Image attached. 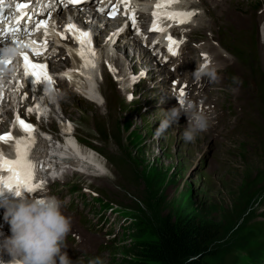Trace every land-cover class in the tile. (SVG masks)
<instances>
[{"label": "rangeland", "instance_id": "obj_1", "mask_svg": "<svg viewBox=\"0 0 264 264\" xmlns=\"http://www.w3.org/2000/svg\"><path fill=\"white\" fill-rule=\"evenodd\" d=\"M200 1L202 12L191 39L208 43L222 39L220 46L233 57L228 55L225 64H217L219 79L207 83L204 97L208 103L212 99V127L201 133L196 143L182 139L187 126L183 118L156 134L161 113L172 108L162 95L168 84L164 81L135 92L141 105L148 104L143 112L125 106L120 99H124L123 93L107 78L100 88L104 106L82 104L81 96L73 94L64 102L65 108L61 107L67 117L79 123L81 135L104 144L99 149L108 161L103 162L106 177L67 176L69 184L79 188V204L63 212L71 218L70 233L77 232L81 241L61 251L72 262L74 251L85 252L76 255L73 264H88L95 257L105 264H134L132 247L137 242L156 241L153 222L169 216L174 219L182 211H193L223 226L224 241L218 243L221 250L205 258L209 264L224 262L226 251L234 247L247 249L252 239L264 232V42L260 35L264 0ZM187 48L180 68L162 67L161 75L169 80L183 73L193 80L200 49L191 43ZM120 51L118 59L123 65L128 52ZM85 185L103 200L117 202L130 217L129 241L119 251L112 243H103L101 251L98 248L99 238L91 234L90 221L83 217H89L90 211L80 204L83 198L92 197L83 191ZM54 192L61 198L68 194L62 186H56ZM100 198L94 202L100 203ZM87 206L98 213L92 203ZM101 253L110 254V258ZM235 258V264H243L240 255Z\"/></svg>", "mask_w": 264, "mask_h": 264}, {"label": "clouds", "instance_id": "obj_2", "mask_svg": "<svg viewBox=\"0 0 264 264\" xmlns=\"http://www.w3.org/2000/svg\"><path fill=\"white\" fill-rule=\"evenodd\" d=\"M192 75L197 82L205 77L209 82L219 79L218 69L211 63H201ZM181 116L187 118V126L182 133L186 143H194L212 126V116L208 112L190 99H182L177 106L163 112L156 134L179 124ZM0 207L4 209V219L10 225V235L0 233V251L10 255L13 261L18 259L19 264H73L61 251L72 222L62 210L64 203L56 196L9 200L0 203ZM88 264H105V261L95 257Z\"/></svg>", "mask_w": 264, "mask_h": 264}, {"label": "trees", "instance_id": "obj_3", "mask_svg": "<svg viewBox=\"0 0 264 264\" xmlns=\"http://www.w3.org/2000/svg\"><path fill=\"white\" fill-rule=\"evenodd\" d=\"M153 223L151 229L156 241L142 245L137 242L132 247L134 264H209L205 258L216 255L221 250L218 243L224 241L222 225L203 219L193 211H182L174 219L169 216ZM234 248L226 251L228 255L221 264H235L237 255L243 264H261L264 234L252 239L247 249ZM243 250L245 255L241 253Z\"/></svg>", "mask_w": 264, "mask_h": 264}, {"label": "snow or ice", "instance_id": "obj_4", "mask_svg": "<svg viewBox=\"0 0 264 264\" xmlns=\"http://www.w3.org/2000/svg\"><path fill=\"white\" fill-rule=\"evenodd\" d=\"M171 2V0H169ZM159 7V4L157 5ZM155 16L156 13H153ZM191 15V14H186ZM155 28V23L153 25ZM81 43L90 46L91 41L88 38L87 33H81ZM171 39V38H169ZM177 47L176 42L172 41L169 45V52L175 55L174 48ZM83 56V53H81ZM27 60V57H25ZM26 64V68H27ZM33 68L41 67L39 65H32ZM35 74V73H34ZM185 92L182 90L179 94L178 101L182 100ZM131 98V97H130ZM19 125L26 133L31 132V126L25 123L23 120L19 121ZM12 140L11 136L5 135L0 136V143H7ZM31 137L29 136L28 141H20L14 146V158H6L3 151H0V172H5L6 175H0V184L4 188L9 190L15 189L17 196H21L22 193H33L36 188L39 187L38 182L33 183V167L34 165L28 158V152L31 145Z\"/></svg>", "mask_w": 264, "mask_h": 264}, {"label": "bare ground", "instance_id": "obj_5", "mask_svg": "<svg viewBox=\"0 0 264 264\" xmlns=\"http://www.w3.org/2000/svg\"><path fill=\"white\" fill-rule=\"evenodd\" d=\"M260 35H261V40L264 42V22L261 24L260 26ZM207 52V51H206ZM227 55V54H226ZM226 55H225V51L221 48L218 47V51L215 52V54L212 56V60H219L220 62L224 61L226 59ZM191 76V75H190ZM93 83L94 81H92L91 83V86L90 88L87 90V97L92 100V101H98V99H100L102 97V94L100 91L96 90L93 86ZM211 94V93H210ZM224 97V96H223ZM206 98V97H205ZM215 99V98H214ZM211 100L210 99V102L209 104L211 103ZM233 100V99H231ZM209 101V100H208ZM168 102V101H166ZM214 103V102H213ZM236 104V103H235ZM214 106V104H213ZM234 106V105H233ZM235 107V106H234ZM239 107V106H238ZM242 110V109H241ZM240 110V111H241ZM239 111V110H238ZM239 111V112H240ZM233 112V111H232ZM221 113V111H220ZM162 116H163V112L161 113ZM235 116V115H234ZM219 117V116H218ZM237 120V119H236ZM232 122V121H231ZM218 123V122H217ZM214 126V125H213ZM212 127V126H211ZM201 135V134H200ZM65 142L63 144V150H62V153L65 157V160L63 161L65 164H68L69 167L66 169V173L69 172V169H72L73 171L75 169L77 170H81L84 172V174L82 175H85V176H99L101 174V171L99 170H96L95 166L92 165L91 163H89L91 160L92 162L96 163L93 158H96V157H93L91 156V152L90 150L88 149H84L83 147H80L78 145V142L76 140V138L74 137H65ZM196 143V142H195ZM83 150H87V152H83ZM50 149H48V153H47V158L48 159H51V161L53 162V166L51 168V172H54V170H56V166H54L56 163L59 162V160L57 158H53L50 154ZM74 152H79L80 156H86L88 159L86 161V159L84 160L83 157H80V158H77L75 153ZM97 164V163H96ZM98 165V164H97ZM55 167V168H54ZM99 167V166H98ZM100 168V167H99ZM101 169V168H100ZM102 170V169H101ZM90 235V234H89ZM92 236V235H90ZM93 239V237H92ZM91 239V240H92ZM95 240V239H94ZM93 240V241H94Z\"/></svg>", "mask_w": 264, "mask_h": 264}]
</instances>
